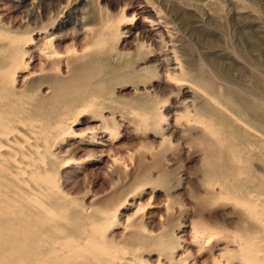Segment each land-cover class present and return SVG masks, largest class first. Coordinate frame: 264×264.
Wrapping results in <instances>:
<instances>
[{
	"label": "rangeland",
	"instance_id": "1",
	"mask_svg": "<svg viewBox=\"0 0 264 264\" xmlns=\"http://www.w3.org/2000/svg\"><path fill=\"white\" fill-rule=\"evenodd\" d=\"M1 26L30 32L33 43L52 36L63 55L39 89L26 77L44 62L31 52L27 73L16 74L23 93L8 96L70 102L74 132L53 147L63 192L49 203L68 209L67 221H56L72 230L73 217L87 225L116 205L124 221L104 231L118 238L166 229L176 255L191 261L190 231H214L209 247L226 248L229 264H264V0H0ZM84 48L89 58L74 61ZM92 135H104L103 156ZM80 208L84 217L70 214ZM130 213L145 230L126 226ZM11 225L21 228L0 223ZM147 251L153 261L162 253ZM205 251L200 262H212Z\"/></svg>",
	"mask_w": 264,
	"mask_h": 264
},
{
	"label": "bare ground",
	"instance_id": "2",
	"mask_svg": "<svg viewBox=\"0 0 264 264\" xmlns=\"http://www.w3.org/2000/svg\"><path fill=\"white\" fill-rule=\"evenodd\" d=\"M143 10L140 14H144ZM142 17L147 16L142 15ZM143 21L153 23L155 20L144 18ZM23 34L20 35L11 28L0 27V67L7 66L0 72V223L21 226V228L14 227V225L9 228L0 226V264H229L225 247V253L219 247L220 252L218 251V253L213 251V246L209 247V243L216 235L214 231L206 232L197 228L190 231L191 248L187 247L186 250L191 254L194 253L191 261L181 253L176 255L177 239L166 229H163L157 237L152 238L151 236L147 238L138 232H132L131 235L122 238H118L114 233H106L105 228L114 225L121 219L120 214L123 211L120 212L116 205L98 209L99 214L91 216L87 225L85 220L84 223L83 219L73 217L77 224L72 230L59 222L60 220L67 221L68 209H60L59 213L49 203V197L52 194L59 195L63 192L60 183V169L57 170L59 165L55 164L57 156L53 147L60 139H63L65 133L74 132L72 124L69 125V122L66 124V121L71 118L68 117L70 102L60 101V97L54 102L45 101L43 104L35 106L29 101L31 96L27 101L15 97L16 100L8 96L9 94L17 96L23 93V91L19 92V87L23 85L16 78V74L20 70L27 73L28 65L32 62L31 52H36L39 56H37L38 61L40 64L44 62V65L37 68L39 72H36V66L35 70L28 71L29 76L25 73L27 75L25 77L30 80H25V82L22 80V84L27 81L33 85L38 81L36 86L39 89L40 82L52 75L48 72L49 70L60 69L62 54L56 49L52 36L46 35L40 39L41 41L33 43L34 37L30 36V32ZM28 42L34 44V47L32 46L33 48L30 49L28 46L27 48ZM7 51H9L8 54ZM29 51L30 53H28ZM26 54L29 55V60L24 58L27 56ZM88 58L89 51L84 48L74 61ZM65 61L70 63L72 60ZM176 73V71L173 73V82L177 84L182 81V75ZM25 77L24 79H26ZM88 105H83L85 108L82 110L86 109ZM70 120L73 122V119ZM110 133L113 135L111 130ZM93 135L90 136L89 144L98 147L101 156H103L106 154L104 152L107 151L108 145L103 139L104 135L99 138L100 141L95 140ZM3 147H5L4 150ZM18 155L19 157H17ZM106 161L104 160V162ZM35 186H38L43 192L39 194L41 197L18 194L23 191L22 189L29 191ZM25 193L27 192L22 194ZM124 204L123 206H125ZM139 208L141 206L138 205L137 209ZM85 212H87L86 208H82V210L80 208L79 212L70 214H75V216L81 214L84 217ZM56 219L60 220L56 221ZM124 219L128 227L146 229L145 222L137 220L135 213L126 214ZM123 221L121 219V222ZM35 222L36 224H34ZM247 242H243L245 247L248 245ZM153 245L162 251L155 261L151 259V252L147 251L150 254L147 256L143 254L147 247ZM210 245L212 244L210 243ZM192 247L197 250L193 251ZM205 249H209L210 253L208 254L212 256V262L203 260L206 256ZM201 258H203L202 262H200Z\"/></svg>",
	"mask_w": 264,
	"mask_h": 264
}]
</instances>
